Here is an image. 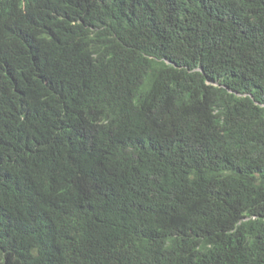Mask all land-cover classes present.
<instances>
[{"label":"trees","instance_id":"obj_1","mask_svg":"<svg viewBox=\"0 0 264 264\" xmlns=\"http://www.w3.org/2000/svg\"><path fill=\"white\" fill-rule=\"evenodd\" d=\"M0 264H264V0H0Z\"/></svg>","mask_w":264,"mask_h":264}]
</instances>
